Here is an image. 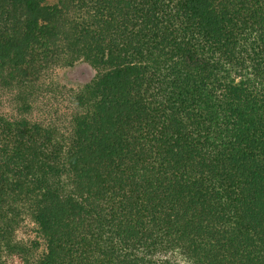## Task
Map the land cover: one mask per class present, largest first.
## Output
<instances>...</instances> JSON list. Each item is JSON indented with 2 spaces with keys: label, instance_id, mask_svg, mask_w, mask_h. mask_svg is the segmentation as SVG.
<instances>
[{
  "label": "trees",
  "instance_id": "trees-1",
  "mask_svg": "<svg viewBox=\"0 0 264 264\" xmlns=\"http://www.w3.org/2000/svg\"><path fill=\"white\" fill-rule=\"evenodd\" d=\"M6 93L0 262L264 264V0H0Z\"/></svg>",
  "mask_w": 264,
  "mask_h": 264
},
{
  "label": "rangeland",
  "instance_id": "rangeland-1",
  "mask_svg": "<svg viewBox=\"0 0 264 264\" xmlns=\"http://www.w3.org/2000/svg\"><path fill=\"white\" fill-rule=\"evenodd\" d=\"M96 75L95 71L86 64H81L75 67L74 69L62 70L55 73L53 76L55 79L58 77L63 78L68 86L83 85L88 83ZM57 76V77H56ZM11 96L6 93L4 96H0V112H6V114L11 109V106L14 107L12 103ZM54 104V103H53ZM42 103L37 104L36 110L34 111L35 117H44L41 113ZM45 108V107H44ZM40 115V116H39ZM36 226L29 220L26 219L25 222L21 225L20 229L16 233L17 241L23 243H30L33 241H38L41 243L40 253L43 251L44 246L43 242L36 237ZM177 264H187L180 257L175 258ZM0 264H21V262L16 258H3Z\"/></svg>",
  "mask_w": 264,
  "mask_h": 264
}]
</instances>
